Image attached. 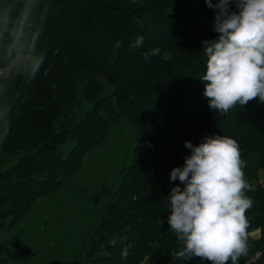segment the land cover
<instances>
[{"label":"trees","instance_id":"1","mask_svg":"<svg viewBox=\"0 0 264 264\" xmlns=\"http://www.w3.org/2000/svg\"><path fill=\"white\" fill-rule=\"evenodd\" d=\"M216 11L205 0H0V66L19 54L41 61L35 74L31 62L0 84V227L60 187L128 117L136 138L130 161L107 191L77 264H211L177 258L183 245L168 224L167 197L184 185L165 179L191 154L184 142L198 145L206 135L239 145L252 205L237 264H262L252 258L264 253V102L226 113L209 107L202 42L219 36ZM141 36L143 44L132 47ZM152 48L159 54L145 60ZM5 158L16 161L4 169ZM258 228L259 238L249 236ZM19 243L0 241V264L22 261Z\"/></svg>","mask_w":264,"mask_h":264},{"label":"clouds","instance_id":"2","mask_svg":"<svg viewBox=\"0 0 264 264\" xmlns=\"http://www.w3.org/2000/svg\"><path fill=\"white\" fill-rule=\"evenodd\" d=\"M235 3L237 10L230 5ZM216 9L215 40L202 42L207 56L204 96L209 107L222 113L239 104L259 98L264 102V0H205ZM119 45V42H117ZM143 44L137 37L132 47ZM159 48L143 53L144 59L156 56ZM40 60L31 65L33 74ZM191 154L182 167H174L170 181L175 185L167 197L170 202L168 224L183 245L177 258L200 257L211 264H237L247 250L246 211L252 201L245 195L250 185L244 178V161L239 145L227 136H204L198 145L185 141ZM118 241L113 238L111 244ZM127 258L128 246L121 252Z\"/></svg>","mask_w":264,"mask_h":264},{"label":"rangeland","instance_id":"3","mask_svg":"<svg viewBox=\"0 0 264 264\" xmlns=\"http://www.w3.org/2000/svg\"><path fill=\"white\" fill-rule=\"evenodd\" d=\"M31 62V55L19 54L7 66H0V84L12 70L25 68ZM107 92L111 94V89ZM135 142L134 128L124 117L111 128L104 144L89 151L78 169L62 178L60 187L34 200L31 209L16 223L6 222L0 227L1 242H20L16 249L22 261L9 264H77L100 220L107 191H114L119 185ZM63 150L66 151L65 146ZM15 161L5 158L1 167L5 169ZM170 172L165 173L169 183ZM261 181L264 182V172ZM249 236L259 238L260 229ZM252 259L264 264V253L257 252Z\"/></svg>","mask_w":264,"mask_h":264}]
</instances>
